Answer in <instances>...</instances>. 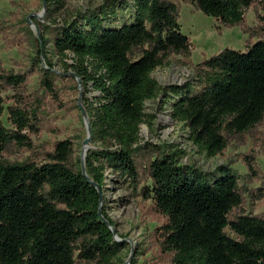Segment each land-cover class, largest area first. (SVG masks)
Returning <instances> with one entry per match:
<instances>
[{
	"label": "trees",
	"instance_id": "1",
	"mask_svg": "<svg viewBox=\"0 0 264 264\" xmlns=\"http://www.w3.org/2000/svg\"><path fill=\"white\" fill-rule=\"evenodd\" d=\"M132 1V19L116 26L104 25L107 12L99 11L82 26L42 24L45 38H34L43 96L58 98L57 76L40 67L50 66L47 42L59 59L71 55L63 78L75 83L76 92L89 93L80 100L95 147L84 154V172L71 140L55 143L39 160L3 158L9 146L32 148L26 132L38 122V106L30 105L25 75L0 62V264H117L121 244L101 205L105 170L140 187L161 217L154 234L168 264H264V215L232 214L242 206L243 192L228 169L207 179L178 163L182 150L142 142L144 102L161 90L151 72L171 55L188 57L191 43L180 32L175 2ZM181 1L232 27L261 0ZM194 79V89L171 87L177 95L170 117L186 126L199 152L222 155L229 138L264 121V40L203 59ZM6 91L12 95L3 98Z\"/></svg>",
	"mask_w": 264,
	"mask_h": 264
},
{
	"label": "rangeland",
	"instance_id": "2",
	"mask_svg": "<svg viewBox=\"0 0 264 264\" xmlns=\"http://www.w3.org/2000/svg\"><path fill=\"white\" fill-rule=\"evenodd\" d=\"M178 7V24L181 34L191 43L188 57L171 55L168 62L154 69L151 77L161 90L151 100L144 102L145 124L140 126L142 142L160 145L166 151L182 150L178 163L207 179L220 176V168H226L236 178L243 192L242 206L232 214L264 215V121L249 131L229 138L222 155L208 157L199 152L188 138L183 123L170 117V106L176 95L171 87L190 84L195 88V66L224 48L243 51L257 40H264V0L252 5L244 13L241 25L221 26L211 17L204 16L188 3L172 0ZM99 11L107 12L104 25L113 27L122 20H131L132 0H0V62L7 71L25 75V91L30 95V105L38 106V122L29 135L30 150L9 146L3 158L22 161L39 160L55 143L71 140L74 157L82 159L91 142L88 117L82 107L81 95L89 96L75 83L65 80L63 62L70 64L71 55L64 60L55 56L49 42L44 48L45 59L57 76L58 98L43 96L40 74L35 67V37H43L42 24L50 22L84 25L85 20ZM31 22V23H30ZM70 74V73H68ZM79 85V83H78ZM3 98L12 95L3 92ZM38 97L39 104L33 98ZM12 101L7 100L6 105ZM6 113L3 115L5 123ZM25 133V132H24ZM253 168L249 171L247 164ZM127 179L105 170L101 205L113 222L111 231L120 242L117 264H168L169 257L160 253L155 228L161 223L150 201L144 200ZM83 264V263H77Z\"/></svg>",
	"mask_w": 264,
	"mask_h": 264
},
{
	"label": "water",
	"instance_id": "3",
	"mask_svg": "<svg viewBox=\"0 0 264 264\" xmlns=\"http://www.w3.org/2000/svg\"><path fill=\"white\" fill-rule=\"evenodd\" d=\"M84 157V156H83ZM81 170L82 172H84V164H83V158H82V161H81ZM96 187V186H95ZM97 188V187H96ZM99 214H100V210H99Z\"/></svg>",
	"mask_w": 264,
	"mask_h": 264
}]
</instances>
